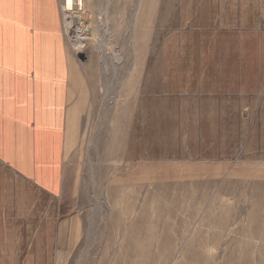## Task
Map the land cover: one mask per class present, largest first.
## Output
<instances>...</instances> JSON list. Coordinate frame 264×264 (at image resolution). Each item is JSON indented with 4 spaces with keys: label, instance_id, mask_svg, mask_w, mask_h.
<instances>
[{
    "label": "rangeland",
    "instance_id": "374dc122",
    "mask_svg": "<svg viewBox=\"0 0 264 264\" xmlns=\"http://www.w3.org/2000/svg\"><path fill=\"white\" fill-rule=\"evenodd\" d=\"M135 2L62 0L82 126L60 198L26 181V235L72 239L53 264H264V0L223 24L211 0Z\"/></svg>",
    "mask_w": 264,
    "mask_h": 264
},
{
    "label": "crops",
    "instance_id": "0c3cea01",
    "mask_svg": "<svg viewBox=\"0 0 264 264\" xmlns=\"http://www.w3.org/2000/svg\"><path fill=\"white\" fill-rule=\"evenodd\" d=\"M229 1L211 0L206 20L223 24ZM139 4L136 0V9ZM61 5L62 0H0V264H26V249L39 256V264H53L72 241L41 228L45 218L26 235V181L27 187L60 198L82 126ZM201 7L195 22L207 24L200 19ZM183 36L169 34L165 49L184 46ZM186 56L181 50L174 64L179 68ZM191 56L195 60L196 52ZM166 74L168 80H189L187 71L175 67ZM184 86L181 82L178 89Z\"/></svg>",
    "mask_w": 264,
    "mask_h": 264
},
{
    "label": "bare ground",
    "instance_id": "6f19581e",
    "mask_svg": "<svg viewBox=\"0 0 264 264\" xmlns=\"http://www.w3.org/2000/svg\"><path fill=\"white\" fill-rule=\"evenodd\" d=\"M71 4L70 5H72L73 3H74V1L73 0H71ZM80 5V8L79 7H77L76 9H81L82 8V3H81V0L78 2ZM68 5H69V3L68 4H66V10H69V9H71L72 11H75L76 9L74 8V5H72L71 7H68ZM71 11V12H72ZM68 12V11H67Z\"/></svg>",
    "mask_w": 264,
    "mask_h": 264
},
{
    "label": "built area",
    "instance_id": "2783aa9c",
    "mask_svg": "<svg viewBox=\"0 0 264 264\" xmlns=\"http://www.w3.org/2000/svg\"><path fill=\"white\" fill-rule=\"evenodd\" d=\"M74 1V8L75 7H79L80 8V4L78 3L80 0H73ZM61 9H62V12L64 13V9L62 8V5H61ZM66 11H68V12H71L72 10L71 9H69V10H66Z\"/></svg>",
    "mask_w": 264,
    "mask_h": 264
}]
</instances>
